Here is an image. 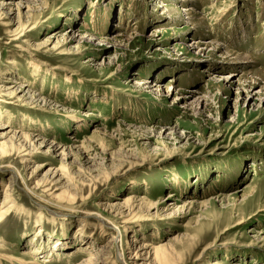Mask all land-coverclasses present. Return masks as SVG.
<instances>
[{"label": "rangeland", "instance_id": "1", "mask_svg": "<svg viewBox=\"0 0 264 264\" xmlns=\"http://www.w3.org/2000/svg\"><path fill=\"white\" fill-rule=\"evenodd\" d=\"M5 13L0 133L65 156L25 162L27 141L0 140V264H86L106 248V264H130L132 240L143 264H162L154 250L166 264H264V0ZM48 169L61 189L37 185ZM112 205L133 210L128 226Z\"/></svg>", "mask_w": 264, "mask_h": 264}, {"label": "bare ground", "instance_id": "2", "mask_svg": "<svg viewBox=\"0 0 264 264\" xmlns=\"http://www.w3.org/2000/svg\"><path fill=\"white\" fill-rule=\"evenodd\" d=\"M34 0H26V1H23V0H1V2H0V12L1 11H3V10H5V11H7V13H5L7 16H9L8 15V12H17L18 13V15L19 14H21V10L22 9H28L29 8V5L33 2ZM191 11V10H190ZM189 9H183V10H181V11H179V12H183V15H186V16H189V15H191L189 12ZM3 14V13H2ZM4 15V14H3ZM5 15V16H6ZM6 16V17H7ZM185 16V17H186ZM9 18V17H8ZM187 19H188V17H187ZM7 26H9V25H7ZM20 27V26H19ZM18 27V28H19ZM70 37V36H69ZM72 39V38H71ZM197 45H199V43H197ZM202 46L203 47H210V46H213V44H211V42L209 43V42H207V43H204V44H202ZM197 48H198V46H197ZM236 59L238 60V61H240V60H244V58H237L236 57ZM245 61V60H244ZM203 72H205V71H203ZM264 72V71H263ZM22 87V86H21ZM12 93H14V92H11V94ZM187 96V95H186ZM192 96V95H191ZM192 98V97H191ZM180 99H185L184 97H181ZM186 102V101H185ZM1 128L2 129H9L10 127H6L5 125L4 126H1ZM10 135V136H9ZM9 136V137H8ZM8 138V139H7ZM28 138H31L30 136H25V135H22V134H20V133H18V132H13V131H11L10 129H9V131H3L2 133H0V140H5V141H3V142H1V145L2 144H4V143H6V141L7 140H9L10 142H14V144L16 143V146H18V148L20 147V148H23V147H25V144L24 145H22L25 141H27V143L29 144L28 146V148H24V149H22V151L21 152H23V157H25L26 158V160L24 159V161L25 162H27L28 161V159L29 158H31L32 157V155L33 154H37V153H42V155H48V154H53V155H55V156H65L64 155V149L62 148V147H60V146H53L51 149H50V151L49 150H47V151H43L41 148H42V145H43V141L42 142H40V143H38V144H36V142H32L31 141V139L30 140H28ZM22 141H24V142H22ZM27 146V145H26ZM51 147V146H50ZM17 151H19V150H17ZM20 152V153H21ZM49 152V153H48ZM39 155V154H38ZM67 156V155H66ZM21 158V157H20ZM38 169H40L39 167H37ZM34 172H35V170H34ZM64 182H65V177H64V175L62 174V173H60V169H48V171L43 175V177H42V179L41 180H39L38 181V183H37V185H40V184H44V185H49L50 187H54L55 189H58V188H56L57 186H59L60 187V189L64 186ZM7 193V192H6ZM169 197H171V196H169ZM5 198H7V196L5 195ZM6 201V199H4V202ZM171 202V201H170ZM129 202H125V205L129 208V205H130V203L128 204ZM6 205V204H5ZM172 205V204H171ZM132 206V205H131ZM135 206V205H134ZM138 206V205H137ZM108 208V210L110 211V212H116L120 217H121V219L123 220L122 222H123V224L125 225V226H128L130 223H131V218H132V216H133V210L131 211V210H128V208H124V207H121V205L120 206H117V205H112V206H108L107 207ZM169 209V208H168ZM5 210H7V209H5ZM3 212H5V211H2L1 212V214H0V216L3 214ZM168 213V212H167ZM171 214V213H170ZM166 215V214H165ZM85 226H87L86 224H85ZM133 244H136V241L135 240H132L131 242H130V247H129V250H130V252H129V254H127L128 255V260H129V263L130 264H143V262H144V257H145V255L147 256V250H149V248H148V246H144V245H139L138 247H135V246H133ZM129 245V244H128ZM109 246H111V244H108V247ZM57 248H58V246H57ZM56 247H53V248H49L50 250L47 252L49 255L51 254V253H54V251H55V249H57ZM58 249H60V248H58ZM156 249V248H155ZM88 250V249H87ZM106 250H108V248H106L104 251H106ZM58 251V250H57ZM104 251H102L101 253H97L96 254V258L94 259V258H91V260H89L86 264H106L105 263V259L107 258L106 256V253L104 252ZM153 252V254H154V256H155V258L159 261V262H161L162 264H166L165 262L163 263V261H164V258H166V257H164V258H162V253L160 252V251H158V250H154V251H152ZM91 253V252H90ZM164 256V255H163ZM148 257H149V255H148ZM148 257H147V259H145V261L146 260H148ZM154 260V259H153ZM155 262V261H154ZM158 262V263H159ZM146 263V262H145ZM32 264H38V263H32Z\"/></svg>", "mask_w": 264, "mask_h": 264}]
</instances>
